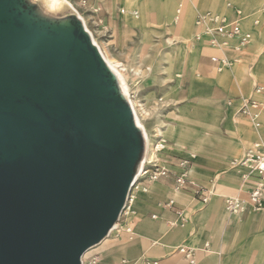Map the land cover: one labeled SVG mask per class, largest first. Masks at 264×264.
<instances>
[{
	"label": "water",
	"instance_id": "water-1",
	"mask_svg": "<svg viewBox=\"0 0 264 264\" xmlns=\"http://www.w3.org/2000/svg\"><path fill=\"white\" fill-rule=\"evenodd\" d=\"M146 157L78 13L0 0V264H82L119 223Z\"/></svg>",
	"mask_w": 264,
	"mask_h": 264
},
{
	"label": "crops",
	"instance_id": "crops-1",
	"mask_svg": "<svg viewBox=\"0 0 264 264\" xmlns=\"http://www.w3.org/2000/svg\"><path fill=\"white\" fill-rule=\"evenodd\" d=\"M68 1L79 12L88 13L89 19L101 21L102 24L106 23V14L121 16L129 28L128 32H131L132 29L136 30L135 28L145 30L143 26L146 24L148 12L153 13L156 20L173 22L174 6L180 0H87L86 9L80 5V0ZM219 1L215 0L214 7H217ZM253 2L256 5L260 0H253ZM206 3L208 4L205 1L204 7L211 5ZM185 5L188 6V4ZM182 7L183 4L179 5L176 18L181 14ZM94 10H98L96 14L92 13ZM213 12L229 13V10L226 6L222 12ZM244 13L248 16L245 28L252 35L254 34L258 56L262 59L260 67L264 69V27L254 25V18L249 19V15ZM194 14L195 11L193 19L185 12L180 24L174 27L183 38L189 34L193 36L195 33L196 16ZM179 44L180 42H176L171 47L176 48ZM196 45H193L196 49L193 54L190 52L182 54L185 56L180 70L182 72L185 66L192 69L193 80L188 92V99L191 102L176 109V113L180 114L183 120L180 122L179 130L175 131L176 134L165 138L179 149H184L187 145L192 149L181 154L165 151L159 155L158 162L161 158L163 164L161 166L167 168L170 173L153 183L143 179L138 180L136 184L138 188L132 191L134 214L122 220L119 228L121 232L114 231L115 236L110 234L101 244L91 249V252L88 251L86 258L97 255L100 257L99 264H152L154 262L190 264L185 255L179 251L186 248L194 251L196 264L264 263V213L249 212L238 218L229 219L225 204L226 197L247 198L249 192L256 187L257 179L251 177L244 180L242 173L245 170H241L242 173H240V170L233 169L230 164L233 159L222 153L195 150L222 140L219 122L224 117L223 107L220 101L213 98L212 92L207 85L201 83L202 81L217 85L228 100H234V106L228 108L233 124H237L236 110L241 98L255 97L261 101L264 97L253 93L255 81L251 75L254 76L255 73L251 71V75L245 76L241 73L238 77H234L236 72L230 70L217 74L216 72L219 73V71L211 58L222 57L203 56V50L211 47ZM202 57L206 61L200 64L199 60ZM199 66L203 73L208 71L213 74L203 77L195 74ZM177 89L178 86L176 91ZM262 121L260 130L253 131L248 127L245 128L248 145L255 140H260L264 144V118ZM244 147L246 146L242 145L238 148L236 154L239 155ZM183 159L190 162L189 181L203 188V196L208 194V204L201 202L196 189L192 186L175 191L176 178L180 172L179 162ZM142 188H146L147 191L144 192ZM170 200L175 201V207H164V204ZM177 209L183 210L186 219L184 226L180 225ZM128 227L132 229L133 234L126 231Z\"/></svg>",
	"mask_w": 264,
	"mask_h": 264
},
{
	"label": "rangeland",
	"instance_id": "rangeland-1",
	"mask_svg": "<svg viewBox=\"0 0 264 264\" xmlns=\"http://www.w3.org/2000/svg\"><path fill=\"white\" fill-rule=\"evenodd\" d=\"M205 1L211 5L206 3L208 6L205 5L206 7H204ZM205 1L180 0L174 6V18L173 22L171 21L170 23L156 20L154 14L148 12L146 14V24L143 26L145 30L135 28L136 30L132 29L131 32H128L129 28L121 16L117 17L115 15L106 14V23L99 25L97 21L89 19L88 13L81 12L86 15L85 19L87 21L88 29L94 35L96 42L101 47L106 57L108 55L112 59L122 62L128 68L126 84L129 88L130 96L133 101H137L139 106L144 105L148 108L147 116L142 117L141 120L146 127L149 137H152L154 142L155 128L158 125L159 120L175 112L176 107H184L191 102L188 99V92L193 80L192 69L185 66L182 72H180V70L184 61L183 57L185 56H182V54H186V52L193 54L196 50L193 45L196 44L193 43V36H191V34L183 38L181 33L174 28L177 24H180L184 13L186 12L190 14L191 18L194 19V11L195 16L199 12H222L228 4H233L246 12L250 17L249 19L254 18V25L264 27V0H260L256 5L253 4V0H220L217 7H214L215 0ZM181 4H183V7L181 8L182 12L177 17L179 20H176L177 9ZM185 4H188V6ZM187 7H189L188 12ZM120 8L124 7L120 6ZM252 36L253 38L249 46L241 51H220L215 48H205L202 54L203 56H220L227 59L230 63L229 67L224 68L222 71H219V73L216 72L217 74L234 70L236 72L234 77H238L241 73L245 76L247 74L251 75L252 71L255 73L254 76L251 75L255 81L253 85L254 88L258 84H264V69L260 67L262 59L258 56L254 34ZM168 38L174 40V43L180 42V44L176 46V48H172L171 46L174 43H169L167 40ZM165 52L171 55V57L174 56L178 64L177 68L173 71L172 79L168 82H162L161 78L159 79L157 76L155 78L156 65L159 63V59ZM224 54L227 56L224 57ZM205 61L206 60L203 57L199 60L200 64L205 63ZM136 67H139L142 70V74L138 75L133 73L132 70ZM150 67L152 70H149ZM199 67L200 68L195 71V74H200L201 77L213 74L208 71L203 73L201 66ZM201 83L207 85L208 89L212 92L213 98L221 102L224 117L219 122L220 136L222 137V140L220 142L218 141V143L211 144L208 147L195 149L197 152L217 151L233 160L239 161L245 156L246 152L254 148L256 144L264 145L260 140L252 141L250 145H248V136L245 133V128L248 127L253 131L260 129H256L248 117L239 113H237V124H233L231 121V113L228 112V102L230 100L223 95L220 87L207 83L206 81H202ZM176 86H178L177 91ZM168 87H170V89H168ZM254 90L253 93H255ZM261 101L264 102V99H261ZM239 128H243V130H239ZM166 140L169 142V148L166 150L168 152H178L177 154H181L192 149L188 145L184 149H179L174 146L173 142L168 139ZM242 145L246 147H244L243 151L237 155L236 151ZM158 163L163 165L161 158ZM112 235L115 236L116 232Z\"/></svg>",
	"mask_w": 264,
	"mask_h": 264
},
{
	"label": "built area",
	"instance_id": "built-area-1",
	"mask_svg": "<svg viewBox=\"0 0 264 264\" xmlns=\"http://www.w3.org/2000/svg\"><path fill=\"white\" fill-rule=\"evenodd\" d=\"M80 5L83 8H87V0H80ZM229 13H218L213 11L199 12L196 15L194 26L195 33L193 34V42L202 46H209L211 48L219 50H233L241 51L245 49L252 41V33L245 28V21L248 16L238 8H235L232 4L227 6ZM98 10L92 11L96 14ZM80 18L83 20L86 28H88L87 21L84 14L76 10ZM264 15V11H263ZM99 25L102 24L101 21H97ZM258 23V21H257ZM92 36V32L87 29ZM212 63L216 66L218 71H222L224 68L229 67L230 63L227 59L212 57ZM255 95L264 97V84H260L255 87ZM234 106V100L228 102V107ZM237 112L241 115L248 117L252 125L256 129L262 128V120L264 118V102L257 100L255 97L241 98L240 103L237 107ZM169 148V142L162 138H158L153 143V149L156 154L164 153ZM189 166L190 162L188 160H180L179 168L180 172L176 178L175 191H181L187 186H192L196 189V194L199 195L200 200L203 204H208L209 196L208 194L203 196V188L197 186L194 182H190L189 177ZM231 167L235 170H245L242 173V178L248 180L251 177L257 179L256 187L251 190L247 198H242L239 196L226 197V213L229 219H235L239 216H243L249 212L264 213V145L256 144L254 148L248 150L245 156L241 160H233L231 162ZM170 171L162 167L158 162H153L146 157L141 171L132 187L129 194L126 207L121 215L120 221L113 231L117 233L121 232L120 224L123 219H127L134 214L132 204L134 198L132 197V191L135 188L139 179L146 180L149 183L156 182L161 178L166 177ZM144 192L147 191L146 188H142ZM166 208H174L175 201L170 200L168 203L164 204ZM176 213L180 220V225L184 226L186 219L183 214V210L177 209ZM176 225V224H174ZM128 233H132L131 228H126ZM185 255L186 259L189 260L190 264H196L194 258V251L191 249L182 248L179 250ZM100 257L97 255L91 256L89 258L83 257L82 264H99ZM152 264H158L154 262ZM264 264V263H263Z\"/></svg>",
	"mask_w": 264,
	"mask_h": 264
},
{
	"label": "bare ground",
	"instance_id": "bare-ground-1",
	"mask_svg": "<svg viewBox=\"0 0 264 264\" xmlns=\"http://www.w3.org/2000/svg\"><path fill=\"white\" fill-rule=\"evenodd\" d=\"M41 1L45 4V6L49 10L54 11V12H62L65 10L76 11V9L72 5V3H70L68 0H41ZM92 38H93L94 43L96 45H98L94 36H92ZM168 42L173 43L174 41L172 39H168ZM98 47L101 50V52H102L106 62L108 63V65L112 68V70L119 77L122 88H123L124 92L126 93V95L128 96V98L130 99V102H131V104L134 108V111H135L136 121H137L138 125L142 128V130L144 131V134L146 137L147 157H149V160L157 163L158 158H159V154H156L154 149H153L154 139L152 137L151 138L149 137L147 130H146V127L142 123V120H141L142 117L147 116L148 108L144 105L139 106L137 101L136 100L133 101L132 97L130 96L129 88L126 84V79L128 78V75H127L128 68L126 67V65L124 63H122L120 61H116L108 55L106 57V55L102 51L101 47L99 45H98ZM177 66H178V64H177L176 58L174 56L171 57V55H169L167 52H165L164 55L161 56V58L159 59V63H157V65H156L155 78L157 76L159 79L161 78L162 82H168L169 80L172 79L173 71L177 68ZM149 70H152V68L150 67ZM132 71H133V73L138 74V75L142 74V70L139 67L134 68V70H132ZM168 89H170V87H168ZM177 108L178 107H176V109ZM182 120H183L182 116L180 114L178 115L176 113V111L173 112L172 114H169L165 118H161L158 122V125L155 128V133H154L155 141L158 138L165 139L168 135H175L176 134L175 131L179 130V125H180V122ZM113 233H114V231L111 232V234H113ZM86 255H87V253H85L84 257Z\"/></svg>",
	"mask_w": 264,
	"mask_h": 264
}]
</instances>
